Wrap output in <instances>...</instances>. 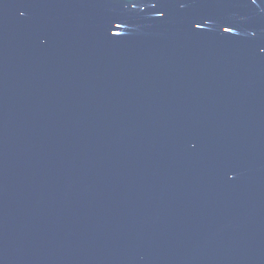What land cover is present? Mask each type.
I'll use <instances>...</instances> for the list:
<instances>
[{"label": "water", "instance_id": "water-1", "mask_svg": "<svg viewBox=\"0 0 264 264\" xmlns=\"http://www.w3.org/2000/svg\"><path fill=\"white\" fill-rule=\"evenodd\" d=\"M0 264H264V0H0Z\"/></svg>", "mask_w": 264, "mask_h": 264}]
</instances>
